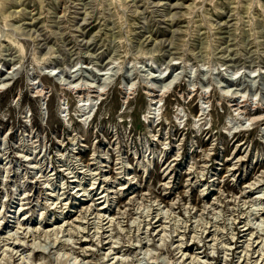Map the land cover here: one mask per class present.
I'll return each mask as SVG.
<instances>
[{
    "label": "rangeland",
    "instance_id": "obj_1",
    "mask_svg": "<svg viewBox=\"0 0 264 264\" xmlns=\"http://www.w3.org/2000/svg\"><path fill=\"white\" fill-rule=\"evenodd\" d=\"M263 108L264 0H0V264H264Z\"/></svg>",
    "mask_w": 264,
    "mask_h": 264
},
{
    "label": "bare ground",
    "instance_id": "obj_2",
    "mask_svg": "<svg viewBox=\"0 0 264 264\" xmlns=\"http://www.w3.org/2000/svg\"><path fill=\"white\" fill-rule=\"evenodd\" d=\"M92 87V86H91ZM90 86H89V88H88V96H91V97H93V98H95L96 99V97H98V95L99 94H101L100 92H99V90L97 89H93V88H91ZM75 89V88H74ZM39 90V89H38ZM101 91V90H100ZM39 92V91H38ZM100 97V96H99ZM241 97V96H240ZM234 101H235V105L237 106V108L239 107V108H242V109H244L245 110V112L247 113V114H249V116H250V118H251V120H257L259 117H262L263 115H254L253 113H251V111H249L248 110V108H246V106L248 105L247 104V102L248 101H246V100H241V101H239L238 99H234ZM235 106V107H236ZM237 108H235V109H237ZM259 111V108L257 109V112ZM260 113H262V114H264V108L262 109V111H260ZM244 158V157H243ZM176 159V158H175ZM233 166V165H232ZM231 168V167H230ZM233 169V168H232ZM237 170V169H236ZM246 178H250V176L248 177H246ZM104 181H106V180H104ZM229 181V180H228ZM94 183V182H93ZM254 184V183H253ZM167 185V184H166ZM261 186V185H260ZM260 186H258V187H260ZM167 187V186H166ZM88 189V188H87ZM92 189H94V187H92ZM235 189H237V188H235ZM78 190H80V188H78ZM104 191V190H103ZM103 191H101L100 192V194H99V197L97 198V199H102L103 197H105L106 195H104L103 194ZM51 194V193H50ZM97 194V193H96ZM52 195H54V194H52ZM263 197V196H262ZM93 199V198H92ZM261 199H263V198H261ZM105 201H106V199L105 200H103L102 202L103 203H105ZM23 203V202H22ZM101 204V206H100V208H98L99 210H101V209H106L107 208V206H105L104 204ZM25 209V208H24ZM260 209V208H259ZM263 212H262V214H264V209H261ZM260 211V210H259ZM157 214V213H156ZM109 221H111V220H109ZM158 221H160V219L159 220H157V222ZM162 221V220H161ZM236 221V220H235ZM83 222V221H82ZM244 222V221H243ZM86 223V222H85ZM103 223V222H102ZM109 223V222H108ZM237 224L235 225V227H234V229L236 230V232H233V233H236L237 234V238L234 240V239H232V241L230 242L231 244H235V247L233 248V247H231V246H224L225 247V250H232V254H233V258L231 259V261L234 259V257H235V250L236 249H238L239 247H243L244 246V244H242L241 246H237L238 244V241H241V240H239V238H242V237H246L247 235H253V233H254V230H253V228L249 225V223H245L244 225H243V227L242 228H240L238 225L240 224V223H242L241 222V220H239V222H236ZM46 224V223H45ZM48 225V224H47ZM98 227V226H97ZM96 227V228H97ZM83 228V227H82ZM86 228V227H85ZM164 228V227H163ZM26 229V228H25ZM81 229V228H80ZM264 229V228H263ZM35 230V229H34ZM37 230V229H36ZM98 229H96V231H97ZM163 231V230H162ZM60 232V231H59ZM80 232V231H79ZM99 232V231H98ZM154 232V231H153ZM258 232V231H257ZM256 232V233H257ZM241 233H243V234H241ZM259 233V232H258ZM263 233V232H262ZM33 235V234H32ZM263 236H264V234H263ZM232 237H235V236H232ZM231 237V238H232ZM256 237H258V236H256ZM86 241V240H85ZM245 242H247V240H245ZM244 243V242H243ZM250 243V242H249ZM247 244V246L244 248V250L246 249H248L247 247H249V245L250 244ZM252 243V242H251ZM196 245L197 244V242L196 241H194L191 245ZM198 245V244H197ZM204 245V244H203ZM103 246V245H102ZM189 246H188V244H186V246H185V248H188ZM263 248V247H262ZM206 250V249H205ZM249 250V249H248ZM256 251V250H255ZM203 252H205V251H203ZM247 253V252H246ZM184 254V253H183ZM208 255V254H207ZM211 256V255H210ZM210 256H209V258H210ZM245 256H246V254H245ZM250 257V256H249ZM213 258H214V256H213ZM240 258V257H239ZM247 258V257H246ZM78 260H77V257H76V259H75V263L77 262ZM82 261V260H81ZM255 262V261H254ZM251 264V263H250Z\"/></svg>",
    "mask_w": 264,
    "mask_h": 264
}]
</instances>
